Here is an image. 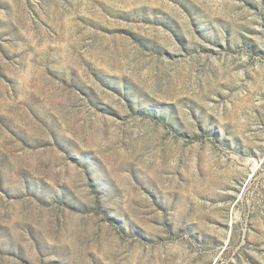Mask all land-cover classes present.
I'll list each match as a JSON object with an SVG mask.
<instances>
[{
	"label": "rangeland",
	"instance_id": "rangeland-1",
	"mask_svg": "<svg viewBox=\"0 0 264 264\" xmlns=\"http://www.w3.org/2000/svg\"><path fill=\"white\" fill-rule=\"evenodd\" d=\"M0 264H264V0H0Z\"/></svg>",
	"mask_w": 264,
	"mask_h": 264
}]
</instances>
